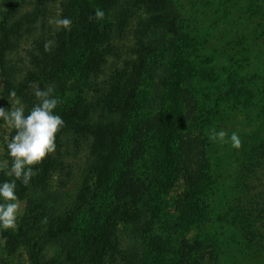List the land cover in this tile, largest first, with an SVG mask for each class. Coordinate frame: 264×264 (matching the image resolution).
I'll return each mask as SVG.
<instances>
[{"label":"trees","instance_id":"16d2710c","mask_svg":"<svg viewBox=\"0 0 264 264\" xmlns=\"http://www.w3.org/2000/svg\"><path fill=\"white\" fill-rule=\"evenodd\" d=\"M39 1L35 0L31 13L16 17L23 0H2L1 65L4 54L15 46L13 37L21 36L23 25L36 26L41 20L39 31L32 28L37 32L32 70L21 85H9L4 95L15 91L31 109L37 102L33 103L35 96L27 89L34 83L39 88L50 83V67L56 62L62 63L67 77L74 80L70 87L64 84L56 88L55 96L60 100L56 112L65 121L61 149L35 168L31 182L38 181L40 187L35 195V213L16 234L0 229L5 242L0 264H13L11 256L20 248L26 252L28 264H201L204 255L210 256L209 264H216L218 256L212 252L217 236L204 239L198 233L192 239L179 237L185 220H178L182 225L175 221L165 197L167 184L179 181L178 168L186 155L192 167V186L196 189L200 185V190L208 193L211 190L203 184L210 169L204 134L209 112L199 107L192 90L198 73L168 70V82H159L153 91L157 104L153 117L132 129L143 87L153 78L155 59L161 54L181 58L196 47L193 41L178 37L184 21L174 0H60L58 18L67 17L72 24L70 29L59 27L48 38ZM97 9H102L108 19H90ZM138 15L132 50L135 58L124 59L121 68H114V59L119 58L117 42ZM99 78L104 81L97 84ZM88 79L95 80L88 87L93 97L84 90ZM253 138L243 140L250 145ZM83 150L80 177L70 174L71 179H77L74 191L60 197L52 187L64 167L60 159L71 152V157H76ZM143 161L147 164L139 171ZM233 192L235 208L243 219L244 239L262 236L264 142L241 160ZM201 194L196 191L193 196ZM185 211V219H190L195 213L193 201ZM191 221L195 219L186 222L189 225ZM214 221L205 215L195 221L194 228L202 232Z\"/></svg>","mask_w":264,"mask_h":264},{"label":"rangeland","instance_id":"374dc122","mask_svg":"<svg viewBox=\"0 0 264 264\" xmlns=\"http://www.w3.org/2000/svg\"><path fill=\"white\" fill-rule=\"evenodd\" d=\"M59 1H39L46 21L44 31L47 38L53 36L55 30L59 28L54 23L59 15ZM34 3L35 0H23L16 17L31 13ZM174 5L184 21L178 28V37L183 36L193 41L196 47L188 55L182 54L181 58L161 54L155 59L157 65L153 69V78H150L143 87L140 107L133 115L135 123L132 129L140 121H147L153 117L157 105L153 91L159 82L165 84L168 82L171 77L170 74V76L165 75L168 70H181L183 73L190 70L198 73L192 90L199 107L209 112L204 134L208 144L210 169L203 184L206 183L211 190L208 193L200 190V185H197L196 189L192 186L189 181L192 167L187 163V155L183 156L178 168L181 171L179 181H170L167 184L169 186L165 196L167 210L174 216L175 221H178L180 217L185 220V223L178 221L181 225L183 223V226L179 227V237L192 239L196 238L198 233H202L204 239L217 236L215 252H212L213 256L214 253L218 256L216 264H264V234L256 236L254 240L244 239L243 230H241L243 219L235 208V193L233 192L241 160L249 150L251 151L253 147L255 149L264 142V0H174ZM3 10L4 6L0 0V12ZM139 16L131 19L128 28L117 42L119 58L114 59V68H121L124 59L135 58L132 50L135 45V30L141 17ZM16 17L11 21L13 22ZM105 18L108 19L107 16ZM38 22L36 26L23 25L21 36L13 37L14 48L4 54L5 62L3 65L0 64V107L6 109L11 107L8 102L9 96L4 95L5 89L9 85H21L32 70V57L33 60L36 59L34 34H37L36 31L32 32V28L35 27V30L39 31L41 20ZM27 28L30 32H27ZM49 75L52 81L40 89L51 88L53 95L56 94L57 86L65 84V87H70L73 84L74 78L67 77L62 63H53ZM94 81L93 79L87 80L85 93L89 92L88 87ZM102 81L104 80L99 78L96 83L100 84ZM108 84L109 82L106 85ZM39 87L34 83L27 91L31 95ZM94 88H96L95 85L92 89ZM93 95L95 94L89 92V96L93 97ZM21 101L26 111L30 109L27 107L28 103L22 99ZM35 102H37L36 97L33 98V103ZM221 130L226 133L225 139H213V131ZM233 133L238 134L240 138L239 148L233 146L231 141ZM14 134V130L0 126V167H3L5 171L9 160L5 137L10 138ZM63 134L62 129L57 133L56 151L46 158L57 155L61 149ZM249 136H255L250 145L243 140ZM72 151L80 152L75 148H72ZM84 154L83 150L81 154L76 153V157H71V152L70 156L60 159L64 167L59 177H56V183L52 185L60 193V197L68 196V193L74 191L77 179H74L75 177L71 179L70 174L71 177L74 174L80 177L79 168L84 160ZM146 164V161L140 163L139 171H143V165ZM9 179L12 178L0 171V182ZM39 190L38 181L33 184L30 182L27 186L17 181V195L20 201L17 227L1 229L2 231L11 234L18 232L20 225L26 221L27 217L35 213V195L39 193ZM196 191L202 192L198 198L193 196ZM190 201H193L195 205V213L190 219L188 217L185 219L184 214L187 212L185 210ZM210 205L213 210H209ZM205 215L215 221L206 224L201 232L195 229L194 225L196 220L202 219ZM193 218L195 221L193 223L191 221L192 224L188 225L189 222L186 221ZM4 244L0 232L1 254L2 250H5ZM124 247L127 248L128 244L125 243ZM208 251L209 248H207ZM11 257L14 259L13 264L29 263L27 254L22 248ZM210 261H212L210 256L204 255L201 264H209Z\"/></svg>","mask_w":264,"mask_h":264},{"label":"clouds","instance_id":"9594fccd","mask_svg":"<svg viewBox=\"0 0 264 264\" xmlns=\"http://www.w3.org/2000/svg\"><path fill=\"white\" fill-rule=\"evenodd\" d=\"M105 16L102 9L95 10L90 19L101 20ZM58 27L70 29L72 20L64 17L54 21ZM46 50L48 45H45ZM52 89L36 88L35 103L30 110L25 109L15 91L9 93L10 108L0 107V126L14 130V135L5 137L9 160L5 171H0L12 179L0 182V229H15L20 212V201L17 195V181L27 186L35 176V168L48 155L56 151L57 133L65 126L63 118L56 110L60 100L52 94ZM226 133L213 131L212 138L224 140ZM231 141L236 148L241 141L238 134L231 135Z\"/></svg>","mask_w":264,"mask_h":264}]
</instances>
